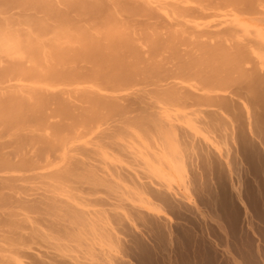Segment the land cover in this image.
Returning a JSON list of instances; mask_svg holds the SVG:
<instances>
[{
	"label": "bare ground",
	"instance_id": "bare-ground-1",
	"mask_svg": "<svg viewBox=\"0 0 264 264\" xmlns=\"http://www.w3.org/2000/svg\"><path fill=\"white\" fill-rule=\"evenodd\" d=\"M243 1L0 0V264H264Z\"/></svg>",
	"mask_w": 264,
	"mask_h": 264
},
{
	"label": "rangeland",
	"instance_id": "rangeland-1",
	"mask_svg": "<svg viewBox=\"0 0 264 264\" xmlns=\"http://www.w3.org/2000/svg\"><path fill=\"white\" fill-rule=\"evenodd\" d=\"M250 1H252V0H250ZM249 1V3H251ZM254 2H255V0H254ZM254 2L252 1V5L251 6H254V8H253V10H252V8L249 6L248 7V1H243V4L244 5H240V3L239 4H237V6L235 7V9H233V8H229L228 9V11H229V14L231 15L230 17H228L229 19H232V21L233 20H237V21H239L238 23L237 22H235V21H233L234 23H232V21H230L229 22V20H228V22H227V24H225V28L227 29V30H229V29H231V30H233L234 29V32H236L237 30H235V28H237L238 26L239 27H242L241 29H243L244 31L245 30H247V31H252V32H256L257 31V29L258 30H260L261 32H264V30H263V28H262V24L261 23H259L262 19H263V15H262V13L261 12H264V1L262 2L261 0H256V2H255V4H254ZM254 4V5H253ZM244 6H246V8L244 7ZM237 8H242L243 10L244 9H247L248 8V11H250L252 14H247V12L245 11L244 13L242 12V11H240L239 12V9H237ZM257 9V10H256ZM241 10V9H240ZM257 12L258 10L259 11H261L260 13H261V15H260V13H258L257 15H256V13H255V11ZM258 11V12H259ZM241 13V14H240ZM240 14V15H239ZM245 14V15H244ZM259 19H258V18ZM244 18V19H243ZM247 18V19H246ZM253 18H257V20H254ZM239 19V20H238ZM242 21H241V20ZM245 24H244V23ZM250 22V23H249ZM254 22V23H253ZM252 23V24H251ZM246 24H250V25H255V26H257V29H251L250 28V26L249 25H247V26H245ZM260 27V28H259ZM239 29V28H238ZM254 30V31H253ZM244 31H242V32H244ZM231 32V31H230ZM238 32V31H237Z\"/></svg>",
	"mask_w": 264,
	"mask_h": 264
}]
</instances>
